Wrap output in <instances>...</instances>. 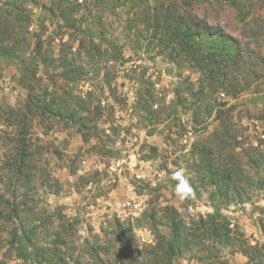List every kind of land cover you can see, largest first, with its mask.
Masks as SVG:
<instances>
[{
    "label": "rangeland",
    "instance_id": "rangeland-1",
    "mask_svg": "<svg viewBox=\"0 0 264 264\" xmlns=\"http://www.w3.org/2000/svg\"><path fill=\"white\" fill-rule=\"evenodd\" d=\"M34 1L23 3L30 10L27 24L13 23L7 15L10 7L0 0V25L8 23L11 29L10 36L0 37V47H11L24 61H30L36 47L45 59L66 55L80 72L65 76L63 67L44 68L37 62L22 71L18 61L0 56V264H25L11 245L14 224L8 217L9 205L22 201L25 192L18 187L22 176L12 166L20 139L30 153L27 197L36 204L31 223L40 264H137L123 256L125 240L119 241L113 230L114 219L132 223L150 200L156 206L173 205L189 228L192 219L212 213L208 190H193L185 200L174 192L177 182L172 174L177 169H186L192 183L193 148L208 144L220 155H232L246 172L249 147L264 153V0H120L115 8L116 0H78L82 6L73 11L71 25L41 9L53 0ZM137 4L140 9L170 5L191 11L213 32L235 39L244 61L251 63L245 69L260 78L252 82L248 78L250 89L236 98L216 97L220 103L216 111L199 118L198 74L169 64L155 43H137L136 28L129 27ZM84 28L90 29L92 38L80 32ZM26 87H31L33 97L89 104V112L83 114L86 129L67 119L22 114ZM139 91L152 93L158 106L153 109L162 110V120H153L149 109L136 108ZM223 123H230V137H237L226 140L225 146L213 135ZM92 127L99 130L96 136L90 134ZM248 196L222 213L261 249L263 255L254 264H264V190L254 187ZM17 219L23 224L26 212ZM132 240L148 244L153 236L148 228L133 224ZM228 249L222 251L227 264H248L240 252L229 254ZM195 251L185 252L179 264H203L193 257Z\"/></svg>",
    "mask_w": 264,
    "mask_h": 264
},
{
    "label": "trees",
    "instance_id": "trees-1",
    "mask_svg": "<svg viewBox=\"0 0 264 264\" xmlns=\"http://www.w3.org/2000/svg\"><path fill=\"white\" fill-rule=\"evenodd\" d=\"M67 1L53 0L49 7L42 5L41 9L50 10L53 12V17L62 19L65 25H71L73 11L82 5L77 2L78 0L72 3L73 5ZM24 2L30 5L35 4L34 0H6L4 3L5 6L10 7L7 15L12 16L10 20L13 23L23 20L27 24L29 23L30 10L23 7ZM118 2L120 0H116L112 8L119 6ZM133 9L129 27L136 28L137 43L143 40H148L149 44L155 43L157 48L163 50L169 64L176 67L183 66L198 74L195 94L199 101L197 108L202 111L199 118L201 116L209 118L216 111L215 107L220 105V103H216V97L223 95L236 98L250 89L252 81L260 78V75L250 74L245 69L246 65L251 63L244 61L239 44L235 39L213 32L191 11L186 9L182 11L176 6L170 7V5L140 9V5L137 4ZM9 26L8 23L0 25L1 38L10 36ZM141 27L146 30L144 34L145 30H142ZM80 32L86 39L92 38L93 33L90 29L84 28ZM80 44H83V41ZM8 48L0 47V56L4 55L11 58L10 60L18 61L22 71L26 70L32 62H37L44 68L63 67L65 76H77L80 72V67L76 66L72 59L69 61L66 55L60 54L53 60L49 57L45 59L42 58L39 47H36L30 61H24L22 57H18L16 51H13L11 47ZM248 78L251 79V82ZM188 84L192 83L188 82ZM26 90L27 99L23 104L25 110L21 109L22 114L28 112L33 115L67 119L71 124L78 125L80 130L82 127L86 129V118L83 114L85 111L89 112V104L82 105L79 100L75 101L74 105L67 104V102L58 103L54 100L33 97L31 87H26ZM207 98L213 103H208ZM136 100V108L149 109V115L153 117V120H162L159 116L162 114V110L153 109L156 103L153 101L152 93L139 91ZM10 112L15 114L14 111L10 110ZM193 112L196 111L193 110ZM195 122L197 123V117ZM98 131L97 127H92L91 136H96ZM20 133L24 135L25 132L20 131ZM213 135L216 136L217 144L220 145L222 142L221 145L224 146L229 138H232L233 141L237 139L236 135L230 137L232 135L230 123H223L219 131ZM19 142L20 149L13 159L14 165L12 164V166L17 173L21 174L23 182L19 181L18 187L25 188V192L22 201H19L17 205L12 201V204L9 205L8 217L14 224L11 245L25 264H40L41 260L37 258V243L33 240L35 227L32 223L36 215V204L33 199L27 197L30 175L26 174L25 169L28 167L30 153L24 139H20ZM236 146L237 143H234L233 149ZM221 148L223 147H219V149ZM249 151V160L246 161L248 171L246 172L242 170V164L232 155L230 157L220 155L221 153L218 154L208 144L201 148H193L190 154L194 157L192 166L194 178L190 179L192 181V185H190L194 191H198L199 188L208 190V201L212 213L199 215L197 219H192L190 222L193 228H189L185 218L181 217V213L173 205L166 202L162 206L157 205V207L156 201L150 200L139 217L131 220L132 223L120 222L119 219L113 220V230L118 233L119 241L125 240V245H122L121 248L123 256L129 257L130 263L179 264L178 260L185 252L196 250L193 257L203 264H227V261L222 257V251L225 252L228 247L229 254L240 252L247 258L248 264L256 263L263 255L261 249L257 244L251 245L249 240L238 231V228L235 225L232 226L230 219L222 213V210L232 204L247 201L249 192L254 187L264 190V153L258 147L252 146L249 147ZM147 188L149 187L147 186ZM22 211L27 215L24 225L17 219ZM186 212L187 206L183 205L182 213ZM133 224L138 228L142 226L148 228L153 236V242L142 243V245L135 244L132 240ZM125 231L128 232V235H125ZM58 242H60L59 239L56 240V243ZM52 249L55 250L54 247ZM131 251L135 252L134 258L130 257Z\"/></svg>",
    "mask_w": 264,
    "mask_h": 264
},
{
    "label": "clouds",
    "instance_id": "clouds-1",
    "mask_svg": "<svg viewBox=\"0 0 264 264\" xmlns=\"http://www.w3.org/2000/svg\"><path fill=\"white\" fill-rule=\"evenodd\" d=\"M172 179L177 183L174 186V192L180 200H185L191 197L192 187L189 178L186 175V169L179 168L172 174Z\"/></svg>",
    "mask_w": 264,
    "mask_h": 264
}]
</instances>
